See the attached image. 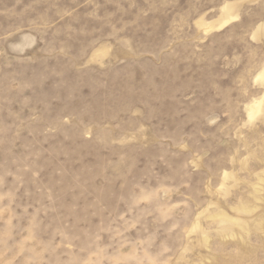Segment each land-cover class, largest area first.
<instances>
[{
    "label": "rangeland",
    "instance_id": "374dc122",
    "mask_svg": "<svg viewBox=\"0 0 264 264\" xmlns=\"http://www.w3.org/2000/svg\"><path fill=\"white\" fill-rule=\"evenodd\" d=\"M0 264H264V0H0Z\"/></svg>",
    "mask_w": 264,
    "mask_h": 264
},
{
    "label": "bare ground",
    "instance_id": "6f19581e",
    "mask_svg": "<svg viewBox=\"0 0 264 264\" xmlns=\"http://www.w3.org/2000/svg\"><path fill=\"white\" fill-rule=\"evenodd\" d=\"M254 115V114H253Z\"/></svg>",
    "mask_w": 264,
    "mask_h": 264
}]
</instances>
